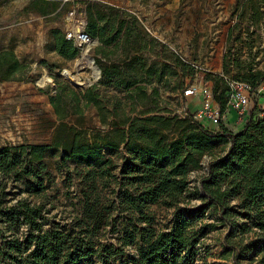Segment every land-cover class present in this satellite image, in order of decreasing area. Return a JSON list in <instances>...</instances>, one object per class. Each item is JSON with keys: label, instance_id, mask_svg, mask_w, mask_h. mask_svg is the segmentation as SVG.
<instances>
[{"label": "trees", "instance_id": "16d2710c", "mask_svg": "<svg viewBox=\"0 0 264 264\" xmlns=\"http://www.w3.org/2000/svg\"><path fill=\"white\" fill-rule=\"evenodd\" d=\"M81 3L84 30L98 40L99 82L123 92L129 109L115 96L113 117L102 116L103 130L80 128L65 121L62 97L69 92L75 106L82 98L102 108L95 86L80 92L55 77L50 101L59 122L50 140L0 144V264H196L202 237L216 225L205 219L213 214L227 226L226 245L264 264V107L254 103L242 126L232 130L223 121L210 128L189 111L181 115L159 106L153 82H168L179 68L193 67L173 51L148 61V48L166 44L133 11L102 0ZM234 9L240 12L228 41L243 19L260 36L264 0H234ZM49 33L60 55H77L79 47L63 28L53 26ZM229 54L223 56L224 74L231 63L243 67L239 50ZM25 66L11 47L0 49V79H18ZM236 74L253 89L264 83V68L247 66ZM204 78L223 107L227 81L212 72ZM220 143L224 152L212 154ZM206 154L212 156L191 185L189 173L203 167ZM53 166L65 167L77 183L76 205L58 220L50 218L46 190ZM151 204L172 209L166 225H157Z\"/></svg>", "mask_w": 264, "mask_h": 264}, {"label": "rangeland", "instance_id": "374dc122", "mask_svg": "<svg viewBox=\"0 0 264 264\" xmlns=\"http://www.w3.org/2000/svg\"><path fill=\"white\" fill-rule=\"evenodd\" d=\"M102 1L112 2L133 11L143 28L166 44V48L159 44L148 48L146 51L148 61H161L170 57L173 51L182 61L193 67V72L179 68L178 74L171 76L168 82H153L159 89V106L173 113L183 115V107H188L190 111L194 110L199 101L193 104L194 101L190 97L183 96L182 88L190 83H204L212 88V81L204 78L207 72L220 74L228 81L237 79V71H242L247 66L253 69L264 68V24L261 25L258 36L255 32H251L255 29V25L243 19L238 26L233 27L231 40L228 41L230 27L238 19L237 14L240 12L239 9H234V0ZM12 5L7 0H0V49L11 47L26 66L16 74L18 79H0V144L50 140L59 122L50 101V96L56 93L55 77L80 92L95 86L94 90L100 98L102 108L93 103H86L82 98L79 105L75 106L68 92L62 97V103L66 105L65 121L87 131L103 130L106 123L102 122V116H106L107 119L113 117L111 109L115 96L119 97L123 104L128 98L111 85L100 83V71L96 78L93 77L90 67H76V61L80 58L82 47L86 43L79 47L76 56L66 58L53 48L49 33V29L53 26H60L64 30L76 27L78 20L81 17L85 18L84 4L81 0H77L73 13L70 14L66 8H63L56 13V16H52V19L43 18L41 22L30 19L24 13V9H17ZM246 24H248L247 32L244 30ZM240 33L243 38L242 44L237 40ZM92 39L94 41L89 42L86 51L97 64L94 48L98 40L94 37ZM228 49L230 58L235 57L239 50L238 56L243 67L231 63L230 72L224 74L223 56ZM64 69L78 74L83 82L90 80L89 83L81 86L73 84L63 75ZM44 74L49 77L48 82L40 81ZM261 100H263L262 96L257 97L252 93L249 110L257 101L264 102ZM128 109V105H125V110ZM134 114L135 112L132 111V116ZM228 114L233 115V118L237 117L234 109ZM232 122L233 119L230 118L227 123ZM236 123H232L229 128L237 130L242 126L243 121L238 119ZM224 149L225 144H217L212 154L223 153ZM212 154L204 155L201 169L189 173L191 185L198 183V177L205 170L206 162ZM46 190L51 205V220H58L69 214L76 205L74 202L78 200L77 183L75 179H69L65 167H52L51 174L47 178ZM191 202L197 203L199 199L192 198ZM150 207L154 211L157 225H166L172 209L158 204H151ZM214 217L215 214L205 218L207 221L215 222L216 225L208 227L202 237L196 264H262L251 252L242 251L237 246L235 248L226 245L223 237L227 232V226L214 220Z\"/></svg>", "mask_w": 264, "mask_h": 264}, {"label": "built area", "instance_id": "2783aa9c", "mask_svg": "<svg viewBox=\"0 0 264 264\" xmlns=\"http://www.w3.org/2000/svg\"><path fill=\"white\" fill-rule=\"evenodd\" d=\"M73 13V11H69ZM81 17L77 25L85 26L82 24ZM65 36L72 38L76 46L80 47L87 41L91 42V37L85 32V30L76 31L75 29H66ZM228 90L225 105L222 107L219 100L215 99L212 88L207 84L190 83L182 88V94L185 97L197 96L199 97V106L195 110L183 107V115L188 111L194 119L199 120L206 127H216L220 122L226 121L230 110H235L239 120H243L249 111V103L251 101L252 93L257 97L260 95L264 100V83H260L256 88H252L251 85L241 79H230L227 81ZM261 100V101H263ZM262 107L264 102L257 101Z\"/></svg>", "mask_w": 264, "mask_h": 264}, {"label": "crops", "instance_id": "0c3cea01", "mask_svg": "<svg viewBox=\"0 0 264 264\" xmlns=\"http://www.w3.org/2000/svg\"><path fill=\"white\" fill-rule=\"evenodd\" d=\"M11 2L12 7H15L17 9H24V13L27 14V17L30 19H37L41 22V19H52V16H56V13L60 11V9L63 10V8H66L67 11H73V8H75V5L77 4V0H7ZM71 14V13H70ZM60 27V26H59ZM62 28V27H61ZM75 29V27H74ZM194 101L193 104L197 103L199 101V97L192 96L190 97ZM200 103L194 108V110L199 106ZM191 108V107H190ZM227 120L224 121L226 125H229L228 127H231L232 123L237 122L238 123V116L236 118H233V115H228ZM230 118L233 119V122H229ZM236 123V124H237Z\"/></svg>", "mask_w": 264, "mask_h": 264}, {"label": "bare ground", "instance_id": "6f19581e", "mask_svg": "<svg viewBox=\"0 0 264 264\" xmlns=\"http://www.w3.org/2000/svg\"><path fill=\"white\" fill-rule=\"evenodd\" d=\"M69 19H70V18H69ZM73 26H74V25H73ZM71 28H72V27H71ZM91 41H94V39H93V40L91 39ZM89 42H90V41H87L86 44H84V46L82 47L81 56H80V58L76 61V67H77V68L82 67V66H88V67H90L91 70H92V75H93V77H96V78H97V76H98V69H97L95 63L93 62L92 57L89 56V55L87 54V51H86L87 48H88ZM62 73H63V75H64V76H65L70 82H73V83L77 84L78 86L84 85V84H86L88 81H90V80H88L87 82H83V81H81L80 78L77 76L78 74L76 75V74H74V73H72V72H70V71H68V70H66V69H64ZM49 80H50L49 77L46 76L45 74L40 78V81H42V82H48ZM88 83H89V82H88Z\"/></svg>", "mask_w": 264, "mask_h": 264}, {"label": "water", "instance_id": "95a60500", "mask_svg": "<svg viewBox=\"0 0 264 264\" xmlns=\"http://www.w3.org/2000/svg\"><path fill=\"white\" fill-rule=\"evenodd\" d=\"M86 23V17L85 18H82V24H85ZM84 29V26H82V25H77L76 26V31H81V30H83ZM96 40H97V38H95ZM92 57V56H91ZM92 60H93V62H94V59H93V57H92ZM95 63V62H94ZM95 65H96V67H97V69H98V72L100 71V68H99V66L95 63ZM73 83V82H72ZM73 84H75V83H73ZM75 85H77V84H75Z\"/></svg>", "mask_w": 264, "mask_h": 264}]
</instances>
